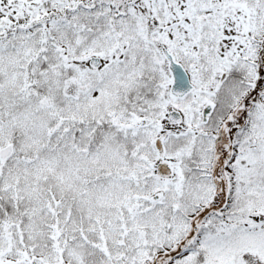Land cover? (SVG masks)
I'll return each instance as SVG.
<instances>
[{
	"label": "snow or ice",
	"instance_id": "6c2138e0",
	"mask_svg": "<svg viewBox=\"0 0 264 264\" xmlns=\"http://www.w3.org/2000/svg\"><path fill=\"white\" fill-rule=\"evenodd\" d=\"M0 264H264V0H0Z\"/></svg>",
	"mask_w": 264,
	"mask_h": 264
}]
</instances>
